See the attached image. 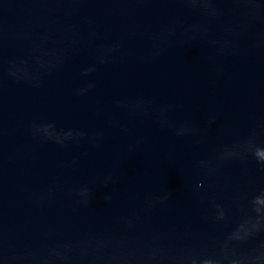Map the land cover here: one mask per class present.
Instances as JSON below:
<instances>
[{"label": "water", "instance_id": "1", "mask_svg": "<svg viewBox=\"0 0 264 264\" xmlns=\"http://www.w3.org/2000/svg\"><path fill=\"white\" fill-rule=\"evenodd\" d=\"M0 264H264V0H0Z\"/></svg>", "mask_w": 264, "mask_h": 264}]
</instances>
